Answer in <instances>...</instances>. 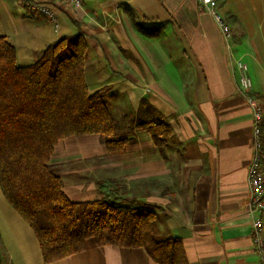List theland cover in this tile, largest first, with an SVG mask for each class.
I'll list each match as a JSON object with an SVG mask.
<instances>
[{
    "label": "crops",
    "instance_id": "1",
    "mask_svg": "<svg viewBox=\"0 0 264 264\" xmlns=\"http://www.w3.org/2000/svg\"><path fill=\"white\" fill-rule=\"evenodd\" d=\"M218 2L230 41L199 0H82L81 8L59 1L51 4L57 29L30 16L22 0H0V37L27 67L59 38L81 32L89 94L110 89L107 108L127 143L113 153L99 134L57 143L51 164L71 202L100 200L98 183L110 179L122 197L160 208L157 236L180 239L189 264H262L247 211L253 115L236 61L248 65L264 105V0ZM160 121L172 135L159 147L141 125ZM0 253L2 264H46L1 187ZM49 264L157 263L143 248L88 240L83 252Z\"/></svg>",
    "mask_w": 264,
    "mask_h": 264
},
{
    "label": "trees",
    "instance_id": "2",
    "mask_svg": "<svg viewBox=\"0 0 264 264\" xmlns=\"http://www.w3.org/2000/svg\"><path fill=\"white\" fill-rule=\"evenodd\" d=\"M84 34L61 37L34 64L20 67L15 48L0 37V187L34 231L46 264L97 246L143 248L157 264H189L177 238L157 236L159 207L126 199L110 179L98 183L102 198L71 202L51 164L57 143L99 134L109 153L127 143L115 133L105 87L90 95L84 77ZM156 146L172 135L163 121L144 123ZM1 264V258H0Z\"/></svg>",
    "mask_w": 264,
    "mask_h": 264
},
{
    "label": "built area",
    "instance_id": "3",
    "mask_svg": "<svg viewBox=\"0 0 264 264\" xmlns=\"http://www.w3.org/2000/svg\"><path fill=\"white\" fill-rule=\"evenodd\" d=\"M65 2L74 7L81 8L82 0H22L27 13L30 16H43L52 22L55 28L58 24L51 4ZM200 3L218 22L225 39L233 38L231 26L224 21L218 13L219 2L217 0H199ZM236 72L238 74L239 86L246 97L247 103L253 115V138H252V160L248 167L249 203L247 211L252 216V234L256 250L264 264V168L262 164L264 150V105L260 98L253 93V83L249 76V67L244 62L236 61Z\"/></svg>",
    "mask_w": 264,
    "mask_h": 264
},
{
    "label": "rangeland",
    "instance_id": "4",
    "mask_svg": "<svg viewBox=\"0 0 264 264\" xmlns=\"http://www.w3.org/2000/svg\"><path fill=\"white\" fill-rule=\"evenodd\" d=\"M218 1V0H217ZM64 2V1H63ZM67 4H69V3H67ZM70 5V4H69ZM73 6V5H72ZM83 6V5H82ZM108 95H109V92L107 93V96L106 97H108ZM0 258H1V264H2V256H1V253H0Z\"/></svg>",
    "mask_w": 264,
    "mask_h": 264
}]
</instances>
